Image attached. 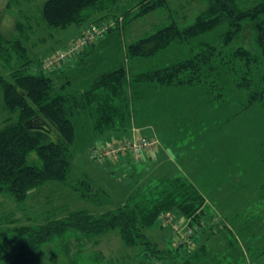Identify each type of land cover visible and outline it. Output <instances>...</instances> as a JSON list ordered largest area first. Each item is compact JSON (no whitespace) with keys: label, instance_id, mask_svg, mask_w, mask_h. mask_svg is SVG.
I'll use <instances>...</instances> for the list:
<instances>
[{"label":"trees","instance_id":"16d2710c","mask_svg":"<svg viewBox=\"0 0 264 264\" xmlns=\"http://www.w3.org/2000/svg\"><path fill=\"white\" fill-rule=\"evenodd\" d=\"M203 1L204 8L195 18L189 21L190 17L184 16L186 22H182L180 11L171 6V0H138L130 7L122 0H46L42 20L48 27L67 30L90 25L91 31L95 28L100 31L75 55L81 60L95 52L97 42L112 28L125 30L152 14L158 18L154 30L126 44V62L152 58L172 46L189 48L188 56L160 69L133 75L128 64H123L96 76L81 92H67L65 85L60 92L56 91L52 67L29 55L26 43L35 33L30 16H24L16 24L15 31L20 37L0 33V89L8 112L0 124V197L12 200L19 211L28 214L26 204L49 184H62L86 198L87 179L72 176L81 137L71 116L77 111L94 113L97 131L122 129L132 110L137 85L160 92L172 87L202 88L207 83L206 94L227 102L229 99L220 91V85L229 84L224 74H237L238 66L240 75L233 81L248 95L247 104L263 105L264 75L257 74L264 67V0ZM111 19L117 21L116 26L111 25ZM245 30L252 34L255 46L233 47L234 41L243 40ZM154 148L132 157L151 160ZM86 182L87 188L82 189ZM141 187L116 203L104 190L101 197L105 200L97 198L89 202L98 208L111 198L114 208L104 212L79 210L64 215L61 208L51 207L37 217L25 214L16 219L12 213L0 218V264H47L42 255L47 247L63 252V256H56L54 264H115L114 259H107L95 250L108 232H117L127 248L143 255V264H164L168 257L159 256L160 253L179 254L183 252L181 244L190 249L192 242L197 243L202 228H206L200 220L207 207L206 197L197 186L186 177L173 174ZM175 211L189 221V232L170 248L159 250L146 230L159 221L171 224ZM196 224L202 227L199 226L194 239L191 229Z\"/></svg>","mask_w":264,"mask_h":264},{"label":"rangeland","instance_id":"374dc122","mask_svg":"<svg viewBox=\"0 0 264 264\" xmlns=\"http://www.w3.org/2000/svg\"><path fill=\"white\" fill-rule=\"evenodd\" d=\"M45 1L0 0V33L10 38L20 37L21 34L15 31L16 24L24 16H30L35 33L26 43L29 55L47 64L54 54L83 41L91 31V26H73L67 30L48 27L42 20ZM137 2L122 0L128 7ZM171 2V6L180 11L182 22H186L184 16L190 17L189 21H192L205 5L203 0ZM110 22L113 27L116 26V20L111 19ZM156 22L158 18L152 14L132 23L125 30L112 28L113 31L107 32L97 42L95 52L86 56L84 63L74 65L72 58L75 56H70L52 67L51 75L56 83V91L60 92L63 85L67 92L82 90L90 86L97 75L117 69L123 64H128L134 75L166 67L188 56V47L172 46L152 58H137L129 60L130 63L126 62V44L152 32ZM244 34L243 40L234 41L233 47L255 46L252 34L246 30ZM236 70L237 74H224L228 85H220V91L229 99L227 102L223 99L215 100L211 94H206L208 84L205 83L204 88L192 86L179 89L177 92L183 94L179 98L188 101V107L176 110L171 106L175 97H171L170 91L169 94L159 93L147 86L137 85L132 95V110L124 120V127L116 131H97L95 114H78L77 111L71 117L81 140L78 145L80 152L74 158L72 176L74 179H87L89 190L86 198H81L77 192L62 184H49L26 204L29 214L37 217L42 211H50L51 207L61 208L64 215L79 210L104 212L114 208L111 198L102 207L90 204L97 198L105 200V197H101L104 190L112 195L116 203L124 201L133 189L139 190L141 186H150L161 178L175 174L189 179L206 197L207 207L200 220L206 228H202L197 243L192 242L190 249L188 245L181 244L183 252L179 254L168 251L160 253L159 256L164 254L168 257L164 264L252 263L254 254L251 249L255 247L258 250L255 257L264 251V201H261L264 193V104H247L248 95L233 81L240 75L238 66ZM257 75H264V67H261ZM192 90L199 93L193 94L190 92ZM197 100L200 104L198 106ZM7 117L0 89V124ZM145 127L147 130H144ZM154 129L156 134H153ZM139 137L154 138L157 141L151 160H138L130 152H120L101 164L93 160L94 149L125 144ZM87 182L85 186L81 185L82 189L87 188ZM12 213L16 219L25 214L31 217L26 211H19L12 200L0 197V218ZM179 214L175 211L171 216V224L159 221L153 228L146 230L147 236L156 242L159 250L170 248V245L180 240L179 237L188 234L189 221ZM213 218L215 220L212 221ZM199 226L202 227L200 224L192 226L193 237L200 229ZM256 236H259L258 240ZM231 237L234 242L228 241ZM95 250L102 252L107 259H114L115 264H143V255L127 248L117 232L104 234ZM59 252L54 247H47L42 251L43 259L47 264H54L56 256H63V252ZM259 257L254 264H264V256ZM195 259H198V263H194Z\"/></svg>","mask_w":264,"mask_h":264},{"label":"built area","instance_id":"2783aa9c","mask_svg":"<svg viewBox=\"0 0 264 264\" xmlns=\"http://www.w3.org/2000/svg\"><path fill=\"white\" fill-rule=\"evenodd\" d=\"M99 33L100 31L95 28L85 35L83 41L76 42L65 51L54 54V56L50 57L48 60L47 67H53L61 62L66 61V59H68L70 56H75L81 48H83L88 42H91L95 36L99 35ZM156 142L157 141L154 140V138L139 137L125 144L103 146L102 149L95 150L92 154V157L94 160L103 162L105 159L114 157L120 152H124L126 150H129V152L135 156H140L144 151L154 148L156 146Z\"/></svg>","mask_w":264,"mask_h":264},{"label":"crops","instance_id":"0c3cea01","mask_svg":"<svg viewBox=\"0 0 264 264\" xmlns=\"http://www.w3.org/2000/svg\"><path fill=\"white\" fill-rule=\"evenodd\" d=\"M97 45V44H96ZM55 48H53V50H54ZM93 56H91V58H92ZM83 60H81V58H79V57H74V58H72V62H73V64L75 65V64H77L78 62H80V63H84L86 60H84L85 58H82ZM109 61H111V60H109ZM79 63V64H80ZM78 64V65H79ZM92 69H95V68H92ZM100 75V74H99ZM98 76V75H97ZM84 88H87V87H83L82 88V90L80 89V90H77V91H79V92H81V91H83L84 90ZM183 88H186V87H179V88H170V90L169 89H163V90H161L159 93H163V92H166V93H168L169 91H170V95H171V97H175V99L171 102V106L172 107H174L175 108V110L177 109V108H183V107H188V101H186V100H182L183 98H179V95H181V97H183L182 95L183 94H180L179 92H177V91H179V89H183ZM171 89H173V90H171ZM175 89V90H174ZM190 88H188V90H189ZM190 92H192L193 94H194V92H196V93H199V92H197V91H195V90H192V91H190ZM169 94V93H168ZM184 95H186V94H184ZM196 105L198 106V105H200L199 104V100H197V102H196ZM144 130H147V128L145 127L144 128ZM153 134H156V131H155V129L153 130ZM158 135V134H157ZM123 163V162H122ZM115 165V164H114ZM226 229V228H225ZM219 236H221V234L219 235ZM259 236H261V235H259ZM259 236H256V240H258V237ZM233 238H234V236H233ZM223 239V238H222ZM224 239H225V237H224ZM228 241L229 242H231V241H233L234 242V240L232 239V237L230 238V239H228ZM256 243V242H255ZM252 251H253V259H254V261L252 262V263H249V264H254L255 262H257V260H259V256H264V254H260V255H257L258 257H255V255H256V253L258 252V250L257 249H255V247H254V249H251ZM219 264V263H218Z\"/></svg>","mask_w":264,"mask_h":264}]
</instances>
